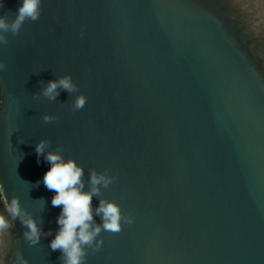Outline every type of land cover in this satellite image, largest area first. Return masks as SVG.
Masks as SVG:
<instances>
[{"label": "water", "instance_id": "obj_1", "mask_svg": "<svg viewBox=\"0 0 264 264\" xmlns=\"http://www.w3.org/2000/svg\"><path fill=\"white\" fill-rule=\"evenodd\" d=\"M20 0L0 12L15 13ZM255 0H44L43 13L0 48V182L51 236L38 245L16 221L13 251L62 264L50 241L61 206L35 146L110 170L102 195L135 222L102 232L87 264H264V40L246 36ZM264 7V6H260ZM11 18V16H10ZM85 35L81 37V30ZM71 74L86 106L61 90ZM59 116L45 123L43 114ZM99 197L93 204H99ZM97 222H101L97 217Z\"/></svg>", "mask_w": 264, "mask_h": 264}, {"label": "clouds", "instance_id": "obj_2", "mask_svg": "<svg viewBox=\"0 0 264 264\" xmlns=\"http://www.w3.org/2000/svg\"><path fill=\"white\" fill-rule=\"evenodd\" d=\"M258 7L254 10L253 25L246 36L253 38V45L264 40V0H255ZM6 0H0V10H3ZM44 0H20L15 13L0 12V48L9 43L8 33L19 35L27 21L38 20L44 9ZM11 16V18H10ZM81 37L85 35L81 30ZM7 62L0 58V72L6 71ZM3 81L0 80V105L3 104ZM61 90L70 94L79 93L74 97L72 110L83 109L88 96L79 91V85L69 73L53 79L43 88L42 93L34 94L35 99L42 95L50 101H55ZM45 123L59 119L58 115L45 113L42 117ZM52 141L41 139L35 146L37 161L40 158L47 161L51 167L43 176V183L49 190H54L51 203L53 206H63L56 219L58 229L50 241L52 250H60L62 264H87L89 251L100 252L105 240L102 232L118 233L125 224H133L135 216L123 211L122 205L102 195L103 189L114 183L116 177L109 169L99 171L92 168L85 180L86 169L75 157H66L63 144L51 149ZM99 197V204H93V198ZM97 217L101 222H97ZM24 227L23 237L32 246L38 245L42 238L51 236L53 230L47 231L42 222L24 206L21 196L12 195L9 198L5 186L0 182V264H31V261L17 250L13 251L14 235L12 229L16 221Z\"/></svg>", "mask_w": 264, "mask_h": 264}]
</instances>
